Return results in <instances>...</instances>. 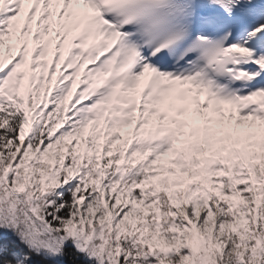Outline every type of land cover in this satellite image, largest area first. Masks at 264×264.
Instances as JSON below:
<instances>
[{
  "label": "snow or ice",
  "instance_id": "obj_1",
  "mask_svg": "<svg viewBox=\"0 0 264 264\" xmlns=\"http://www.w3.org/2000/svg\"><path fill=\"white\" fill-rule=\"evenodd\" d=\"M0 264H264V0H0Z\"/></svg>",
  "mask_w": 264,
  "mask_h": 264
}]
</instances>
